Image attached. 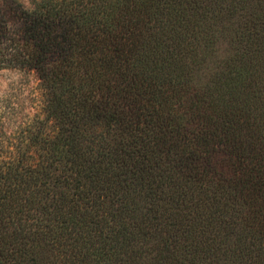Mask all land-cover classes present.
<instances>
[{"label": "trees", "instance_id": "trees-1", "mask_svg": "<svg viewBox=\"0 0 264 264\" xmlns=\"http://www.w3.org/2000/svg\"><path fill=\"white\" fill-rule=\"evenodd\" d=\"M6 68L0 264H264V0H0Z\"/></svg>", "mask_w": 264, "mask_h": 264}, {"label": "rangeland", "instance_id": "rangeland-1", "mask_svg": "<svg viewBox=\"0 0 264 264\" xmlns=\"http://www.w3.org/2000/svg\"><path fill=\"white\" fill-rule=\"evenodd\" d=\"M37 84L34 71L20 68L0 70V85L3 86L0 87L3 97L0 99V134L5 145H11L12 137L22 134L28 113L38 107Z\"/></svg>", "mask_w": 264, "mask_h": 264}, {"label": "clouds", "instance_id": "clouds-1", "mask_svg": "<svg viewBox=\"0 0 264 264\" xmlns=\"http://www.w3.org/2000/svg\"><path fill=\"white\" fill-rule=\"evenodd\" d=\"M0 87H3L2 85H0ZM3 97H2V95H0V99H2Z\"/></svg>", "mask_w": 264, "mask_h": 264}]
</instances>
